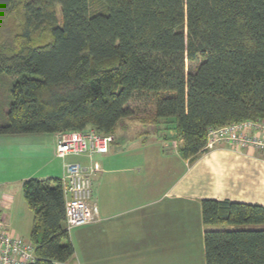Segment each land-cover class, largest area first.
<instances>
[{
	"label": "trees",
	"instance_id": "trees-1",
	"mask_svg": "<svg viewBox=\"0 0 264 264\" xmlns=\"http://www.w3.org/2000/svg\"><path fill=\"white\" fill-rule=\"evenodd\" d=\"M0 73L15 79L0 135L114 134L132 98H150L142 121L173 124L192 162L209 127L264 119V0H0ZM22 193L28 264L68 261L61 178H27ZM201 210L205 264H264V205Z\"/></svg>",
	"mask_w": 264,
	"mask_h": 264
},
{
	"label": "crops",
	"instance_id": "crops-1",
	"mask_svg": "<svg viewBox=\"0 0 264 264\" xmlns=\"http://www.w3.org/2000/svg\"><path fill=\"white\" fill-rule=\"evenodd\" d=\"M3 136L23 142L16 139L19 134ZM37 136L38 154L52 159L41 157L43 167L22 175L21 185L30 177L61 178L65 161L89 164L86 156L55 164L56 135ZM112 136L110 150L93 156L100 163V170L92 174L91 202L97 218L69 229L74 254L55 264H205L201 200L264 205L262 150L220 144L190 162L166 139L145 138L138 141L139 147L122 143L115 148L116 132ZM1 196L8 225L5 209L11 208L12 200L4 192Z\"/></svg>",
	"mask_w": 264,
	"mask_h": 264
},
{
	"label": "built area",
	"instance_id": "built-area-1",
	"mask_svg": "<svg viewBox=\"0 0 264 264\" xmlns=\"http://www.w3.org/2000/svg\"><path fill=\"white\" fill-rule=\"evenodd\" d=\"M55 154L86 156L89 164L65 161L61 182L65 197V225L68 229L90 223L97 218V208L91 202L92 174L100 170L95 154H105L113 142L112 134H100L93 128L56 133ZM227 143L233 148H255L264 151V119L242 120L220 127H209L204 149L215 143ZM35 259L34 245L29 239L11 230L2 215L0 196V264H28Z\"/></svg>",
	"mask_w": 264,
	"mask_h": 264
},
{
	"label": "rangeland",
	"instance_id": "rangeland-1",
	"mask_svg": "<svg viewBox=\"0 0 264 264\" xmlns=\"http://www.w3.org/2000/svg\"><path fill=\"white\" fill-rule=\"evenodd\" d=\"M14 81V78L5 73H0V124H4L7 119L6 114L11 100L10 87ZM129 106L134 109L135 116L122 118L118 122L115 131L117 139V142L114 144L115 148H118L122 143L123 146L125 144L127 148L128 146L136 148L141 146L138 141H143L145 138H148L145 139L146 141L161 138L166 139L173 149L180 146L181 141L176 137L174 129H172L173 124H169L171 128L168 129L165 124H153L149 120L147 121V119L142 121L143 116L153 113L152 99L134 97L129 102ZM42 134L49 135V133L19 134V136H17L19 138L16 139H22L23 142L21 144L16 142L15 138H10L9 136L11 135H6L9 139L0 135V196L4 192L8 199L11 198V208L5 209V214H7L8 219H10L8 220L9 228L16 231V233L20 234L25 239H29L33 214L24 200L20 178L22 175L30 174L28 172L37 169V167H43L39 159H41V157H46L38 154L39 152L36 150V147L39 148V146L35 143L36 139L38 140L37 135ZM220 144L226 145L227 143L217 142L212 148L204 149V151L211 150ZM227 145L231 147V145ZM44 149L46 150V148ZM126 155L127 154H124V156ZM61 159L63 158L55 156V159L52 161L59 165L62 161ZM65 159L77 158L76 156H67Z\"/></svg>",
	"mask_w": 264,
	"mask_h": 264
}]
</instances>
